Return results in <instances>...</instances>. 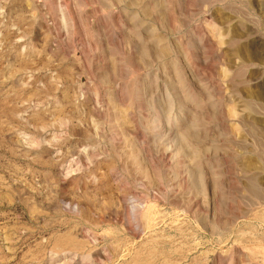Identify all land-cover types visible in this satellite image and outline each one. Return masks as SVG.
Returning a JSON list of instances; mask_svg holds the SVG:
<instances>
[{
	"label": "rangeland",
	"instance_id": "rangeland-1",
	"mask_svg": "<svg viewBox=\"0 0 264 264\" xmlns=\"http://www.w3.org/2000/svg\"><path fill=\"white\" fill-rule=\"evenodd\" d=\"M0 264H264V0H0Z\"/></svg>",
	"mask_w": 264,
	"mask_h": 264
}]
</instances>
